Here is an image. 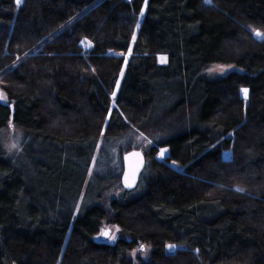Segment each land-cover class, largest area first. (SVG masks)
Listing matches in <instances>:
<instances>
[{"label": "trees", "instance_id": "16d2710c", "mask_svg": "<svg viewBox=\"0 0 264 264\" xmlns=\"http://www.w3.org/2000/svg\"><path fill=\"white\" fill-rule=\"evenodd\" d=\"M253 30L264 33V0H0V264H264ZM215 64L240 71L212 79ZM9 123L18 156L4 149ZM121 140L123 157L146 158L138 187L118 175L109 199L93 176L101 196L76 213ZM107 227L113 243L98 239Z\"/></svg>", "mask_w": 264, "mask_h": 264}, {"label": "rangeland", "instance_id": "374dc122", "mask_svg": "<svg viewBox=\"0 0 264 264\" xmlns=\"http://www.w3.org/2000/svg\"><path fill=\"white\" fill-rule=\"evenodd\" d=\"M143 19H144V12H142L141 16L138 19L137 29L140 27ZM256 31H258V30H256ZM253 35H254V37L256 36L254 31H253ZM84 47L89 49L90 44L85 42ZM29 53L30 52H27L26 55H28ZM129 57H130V54L127 55V60L129 59ZM160 61L164 63V62H166V58L161 56ZM233 71H240V68H238L235 65L215 64L214 66L210 67L206 71V75L208 77L214 79V78H217L220 76H226ZM0 97H1V99L5 98V96H3L1 89H0ZM243 97L246 99L247 94L245 95L243 93ZM136 142H138V138L136 139ZM125 143H126L125 140H121V143L116 145V149L113 150V153L111 152L110 155L105 154L106 155L105 157H101V159H100L101 161H104V159H106L107 162H105V165L107 168L104 165H102L103 164L102 162L97 163L96 166L93 165V168L91 169V174L88 177L87 183L84 187V191L82 192V195H81L82 200H80V202H79L76 213H78L79 210L81 209V207L83 206V201L88 196L89 191H92L91 194L94 195L95 197H94V199L90 200L86 204H90L91 201L97 202V199L101 196L102 182L99 183L97 180H94L92 182L91 186L88 188L89 182L91 181L93 176H96V177L101 176L103 178V175H104L105 177L102 179V181H104L103 186L105 184L111 185V187L109 189V193H106L104 195L105 197H109V199H112L115 196H118L120 194V190H119L120 188L118 186L117 176L120 175V178H121L122 173H123V156L122 155H123V152H125V150L122 152L121 149H122V147H124ZM3 145H4L5 151L9 155H15V156L20 155V153H21V131L15 125H13V123H9L8 128L3 130ZM99 146L101 149V145H99ZM162 151H163V156H161ZM161 152L159 154V157L161 159H163L165 156L168 155V152L166 149H162ZM96 161H97V159H96ZM142 175H143V172L141 174V178H142ZM120 182H121V179H120ZM121 186H122V184H121ZM107 229H109L111 231L110 236H114L115 239L113 240V239H110L108 237L106 242L113 243L114 241H116L117 231H115V228H112V227H107L105 230H107ZM100 238H101V236L98 237L99 240H100ZM174 249H176V248L173 247L170 250L174 251ZM149 252H150V248L147 246H143L142 248H139L135 251L134 256L135 257L141 256L143 258H147L149 255Z\"/></svg>", "mask_w": 264, "mask_h": 264}, {"label": "water", "instance_id": "95a60500", "mask_svg": "<svg viewBox=\"0 0 264 264\" xmlns=\"http://www.w3.org/2000/svg\"><path fill=\"white\" fill-rule=\"evenodd\" d=\"M0 101H2L1 97ZM145 166L146 158L141 150H133L124 155L121 183L125 191L130 192L138 187ZM107 230L111 235V231L109 229ZM101 239L107 241L108 237L101 234Z\"/></svg>", "mask_w": 264, "mask_h": 264}, {"label": "snow or ice", "instance_id": "6c2138e0", "mask_svg": "<svg viewBox=\"0 0 264 264\" xmlns=\"http://www.w3.org/2000/svg\"><path fill=\"white\" fill-rule=\"evenodd\" d=\"M20 2V0H17V3H19ZM206 2H208V0H206ZM254 31V33H255V35L257 36V37H264V33H261V32H259V31H256V30H253ZM245 95L247 94V89H242L241 90ZM161 156H163V151L161 152ZM242 189H237V191H241ZM118 230V229H117ZM102 235H104V236H106V237H109L110 239H115V237L114 236H110V234H109V231L108 230H105V231H103L102 232ZM174 246L173 245H169V248L171 249V248H173Z\"/></svg>", "mask_w": 264, "mask_h": 264}]
</instances>
